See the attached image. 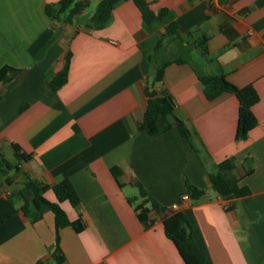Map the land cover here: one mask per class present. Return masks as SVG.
Segmentation results:
<instances>
[{"label": "crops", "instance_id": "crops-1", "mask_svg": "<svg viewBox=\"0 0 264 264\" xmlns=\"http://www.w3.org/2000/svg\"><path fill=\"white\" fill-rule=\"evenodd\" d=\"M57 1L0 0V69L20 68L1 85L0 149L14 163L15 144L31 155L22 176L48 199L58 200L53 186L65 178L77 189L80 203L61 205L87 225L61 227L62 264H185L136 181L187 214L206 264H264V0H148L155 14L169 10L150 22L134 0H120L101 28L86 12L93 0L73 22L47 13ZM67 61L68 82L55 89ZM163 65L157 87L174 96L190 137L177 124L159 135L140 126ZM209 74L259 92L248 137H236L238 96L208 97ZM230 156L251 193L227 199L210 173ZM187 180L205 194L184 200ZM18 189L0 178V264H58L55 213L33 220Z\"/></svg>", "mask_w": 264, "mask_h": 264}, {"label": "trees", "instance_id": "trees-1", "mask_svg": "<svg viewBox=\"0 0 264 264\" xmlns=\"http://www.w3.org/2000/svg\"><path fill=\"white\" fill-rule=\"evenodd\" d=\"M119 1L101 0L91 17L92 25L98 28L104 27L111 20L115 4ZM134 1L140 7L145 20L148 22L152 18L167 14L169 11L163 9L159 14H155L148 0ZM88 5L89 2L83 0H59L47 3L46 11L55 20L73 22L75 16L81 14ZM174 33L177 34V31ZM165 66L163 65L157 69L153 83L147 87L148 102L145 117L140 126L152 135H159L177 124L181 132L190 137L185 122L175 112L177 104L174 96L167 89L157 87V84L162 83L164 79ZM19 70L20 68L12 65H5L0 69V98L2 83L10 80ZM68 76L69 62L67 61L64 68L52 79L54 88L59 89L64 86L68 82ZM202 80L206 84V93L210 98H214L224 91L234 92L238 96L240 107L236 137L238 139L248 137L250 131L258 124L253 106L259 101L260 95L255 86L252 84L238 86L229 80L225 74H209L203 76ZM14 148L18 159L17 163L11 161L5 152L0 149V178H8L11 181L15 180L13 172L22 170L20 162L31 158V155L24 153L18 144H15ZM235 167V157L230 156L216 163V171L210 173L213 187L221 196L227 199L251 193L250 187L242 185L240 179L233 174ZM136 183L140 186L141 194L149 198L152 207L162 216L166 233L175 242L185 264H206V256L195 240L187 214L183 210H176L162 205L154 197L149 196L139 181H136ZM186 187L193 199L200 198L206 192L205 189L196 186L189 180L186 181ZM44 188L40 181L26 176L21 181L18 192L24 199L23 210L32 216L33 220L41 218L46 210H53L55 213L57 243L53 254L58 264H62L66 257L60 244L61 227L72 225L80 232L85 229L87 222L83 218L71 220L67 211L61 205V202L65 200H69L74 206L81 201L77 189L69 178H65L53 186L58 198L57 201L48 199L44 195ZM146 210L145 212H147ZM260 260H263L262 256Z\"/></svg>", "mask_w": 264, "mask_h": 264}, {"label": "rangeland", "instance_id": "rangeland-1", "mask_svg": "<svg viewBox=\"0 0 264 264\" xmlns=\"http://www.w3.org/2000/svg\"><path fill=\"white\" fill-rule=\"evenodd\" d=\"M97 7H98V0H93L91 5L88 6L86 9L87 14H93L96 11ZM22 172H23L22 170L18 172L17 171L13 172V177L15 178L19 186L21 181H23L25 178L24 176H22L23 175Z\"/></svg>", "mask_w": 264, "mask_h": 264}, {"label": "built area", "instance_id": "built-area-1", "mask_svg": "<svg viewBox=\"0 0 264 264\" xmlns=\"http://www.w3.org/2000/svg\"><path fill=\"white\" fill-rule=\"evenodd\" d=\"M249 34L250 35H253L254 34V31H249ZM183 198H184V200H190V194L189 193H185L184 194V196H183ZM179 207V205L178 204H174V205H172V207L171 208H173V209H177Z\"/></svg>", "mask_w": 264, "mask_h": 264}]
</instances>
